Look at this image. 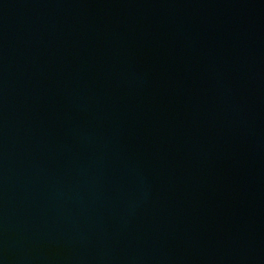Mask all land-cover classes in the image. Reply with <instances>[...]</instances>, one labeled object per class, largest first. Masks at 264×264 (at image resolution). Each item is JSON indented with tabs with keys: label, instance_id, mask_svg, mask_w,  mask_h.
Listing matches in <instances>:
<instances>
[{
	"label": "water",
	"instance_id": "obj_1",
	"mask_svg": "<svg viewBox=\"0 0 264 264\" xmlns=\"http://www.w3.org/2000/svg\"><path fill=\"white\" fill-rule=\"evenodd\" d=\"M0 264H264V0H0Z\"/></svg>",
	"mask_w": 264,
	"mask_h": 264
}]
</instances>
